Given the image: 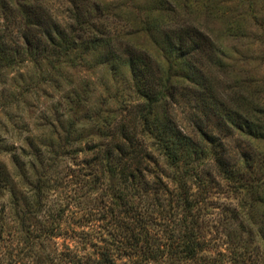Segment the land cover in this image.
Returning <instances> with one entry per match:
<instances>
[{
	"label": "trees",
	"instance_id": "1",
	"mask_svg": "<svg viewBox=\"0 0 264 264\" xmlns=\"http://www.w3.org/2000/svg\"><path fill=\"white\" fill-rule=\"evenodd\" d=\"M44 1L0 0V64L123 69L134 98L119 114L86 111L102 144L44 149L40 174L25 182L32 201L13 212L16 244L56 245L34 264H264L260 103L238 80L230 98V75L222 90L211 75L225 62L210 25L222 24L220 36L241 31L230 8L139 0L117 14L111 4L64 0L59 20ZM49 155L66 161L55 179ZM38 213L36 226L25 222Z\"/></svg>",
	"mask_w": 264,
	"mask_h": 264
},
{
	"label": "rangeland",
	"instance_id": "2",
	"mask_svg": "<svg viewBox=\"0 0 264 264\" xmlns=\"http://www.w3.org/2000/svg\"><path fill=\"white\" fill-rule=\"evenodd\" d=\"M88 1L91 4H111L118 14L120 9L127 10L121 4L131 5V2L139 0ZM248 1L221 0L223 6L230 8L234 26L241 27V31L220 36L222 24L210 25L214 30L213 39L220 46V56L225 62L224 70H214L211 75L219 82L220 90L228 85L230 75V98L237 90L233 82H242L248 98L252 97L254 102L260 103L264 119V0ZM44 2L59 20L66 16L69 9L66 1ZM92 21L97 26L103 18L98 16ZM3 24V19H0V25ZM8 30L12 31V28ZM118 72L119 76H115L111 71L93 64L86 68L62 66L59 72L50 71L47 65H43L40 71L31 63L0 64V264H34L35 259L41 260L48 254L52 257L56 252V245L53 244L48 245L45 251L38 245L32 249L28 245H17L12 237L17 227L13 212L25 209L26 204L32 201L25 182L26 178L34 180L35 172L40 174L38 164L43 159L41 154L44 149L55 152L63 144L77 149L80 144H102L96 125L86 117V111L93 105L101 115L119 114L129 103L128 100L134 98L129 87V74L123 69H118ZM65 96L72 98V103L67 106L62 101ZM47 158L56 159L53 155ZM56 161L57 167L49 173L54 179L58 173L64 172L66 166V161ZM28 164H33L34 172L30 171ZM10 190L15 195V202L17 200L16 206ZM55 196L48 195L47 207H55L60 199ZM40 221L42 213L27 216L25 220L31 226ZM54 242L62 243L61 240ZM57 249L60 251L61 246Z\"/></svg>",
	"mask_w": 264,
	"mask_h": 264
}]
</instances>
